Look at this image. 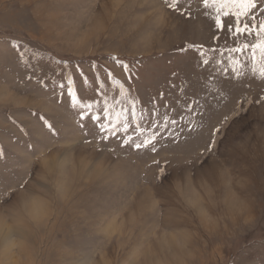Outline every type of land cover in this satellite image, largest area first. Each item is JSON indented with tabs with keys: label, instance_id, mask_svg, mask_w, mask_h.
<instances>
[{
	"label": "rangeland",
	"instance_id": "obj_1",
	"mask_svg": "<svg viewBox=\"0 0 264 264\" xmlns=\"http://www.w3.org/2000/svg\"><path fill=\"white\" fill-rule=\"evenodd\" d=\"M214 17L203 0H0V264H264V81ZM105 104L127 133L101 139Z\"/></svg>",
	"mask_w": 264,
	"mask_h": 264
},
{
	"label": "snow or ice",
	"instance_id": "obj_2",
	"mask_svg": "<svg viewBox=\"0 0 264 264\" xmlns=\"http://www.w3.org/2000/svg\"><path fill=\"white\" fill-rule=\"evenodd\" d=\"M179 0H165V3L170 9H175L178 5ZM203 6L205 9L213 8L215 9L214 17V27L225 34L226 38H230L233 42L232 47H227L226 52L231 54L229 56L230 62H235L241 64V66H246L248 63L252 65V75H256L264 81V9L260 8L257 0H203ZM259 13V18L257 16ZM222 17L224 19H222ZM115 60L116 58L113 57ZM119 63V61H117ZM203 63L207 65L208 60H204ZM127 70V66H123ZM257 69H259L257 71ZM232 72L237 74L239 78V73L235 67L232 68ZM109 78H112L111 73L108 74ZM61 88L63 85L60 86ZM101 90H103V85H100ZM123 88L120 89V94L123 95ZM70 94L71 91H70ZM264 100V97H261ZM74 106H79L82 109L90 110L92 104H84L79 102V98L73 94ZM128 110L124 112L117 113L115 120L109 119L111 113L109 112L107 104H105L102 109V115H92L90 119L98 122L100 131L103 133L101 136L102 140H107L109 138V133L115 135L118 128L122 127L125 133L129 130V122L125 119L122 123L120 121V116L124 115ZM132 120L135 122L136 107L132 104L131 107ZM143 119V116L140 117ZM83 120V116H81ZM51 128V125H48ZM81 127L83 125L81 124ZM137 134L141 137L144 136V130L139 124L136 125ZM219 132V129L216 130ZM155 141V133L151 136L144 137L140 142H135L132 137H127L122 141V146L134 147L136 150L141 148L149 147L153 145ZM86 144L91 141L85 139ZM214 145L210 146L209 151L212 150ZM163 175L167 173L163 172ZM24 185H22L23 187ZM11 199V196L7 198ZM30 209L34 211V215L37 219H42L47 214V208L43 204H37L36 201H31L29 203Z\"/></svg>",
	"mask_w": 264,
	"mask_h": 264
}]
</instances>
